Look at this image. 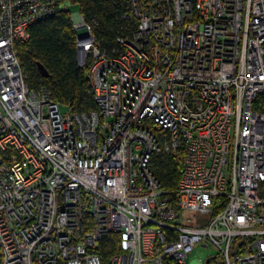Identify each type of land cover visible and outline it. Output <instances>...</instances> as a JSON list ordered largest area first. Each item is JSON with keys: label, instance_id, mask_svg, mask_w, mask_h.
I'll list each match as a JSON object with an SVG mask.
<instances>
[{"label": "built area", "instance_id": "obj_1", "mask_svg": "<svg viewBox=\"0 0 264 264\" xmlns=\"http://www.w3.org/2000/svg\"><path fill=\"white\" fill-rule=\"evenodd\" d=\"M126 3L111 53L71 13L96 100L77 113L16 51L73 3L0 0V264H186L199 243L264 264V0ZM161 150L183 161L172 193Z\"/></svg>", "mask_w": 264, "mask_h": 264}, {"label": "trees", "instance_id": "obj_2", "mask_svg": "<svg viewBox=\"0 0 264 264\" xmlns=\"http://www.w3.org/2000/svg\"><path fill=\"white\" fill-rule=\"evenodd\" d=\"M60 4L70 1L76 4L86 19L95 22L94 32L108 52L121 49L116 40L119 35L131 34L136 20L124 18L128 13L126 0H58ZM71 10L60 9L53 16L42 19L29 28L30 39L16 43V51L22 66L27 71L31 88L46 87L64 108L75 112L96 109V100L91 85V65L82 67L79 62L77 33L73 29ZM157 130V129H156ZM153 172L169 192H174L181 177L182 159L176 160L166 151L155 153L151 159ZM102 253L109 256L117 248L116 238L108 237ZM219 257V256H218ZM212 257L208 264H224ZM166 264H179L167 259Z\"/></svg>", "mask_w": 264, "mask_h": 264}, {"label": "rangeland", "instance_id": "obj_3", "mask_svg": "<svg viewBox=\"0 0 264 264\" xmlns=\"http://www.w3.org/2000/svg\"><path fill=\"white\" fill-rule=\"evenodd\" d=\"M67 8L71 10L73 14L80 11L78 6L75 4L67 5ZM193 214V213H192ZM186 215H191V212L186 211ZM218 257V250L213 246L210 248H205L202 243L196 245V247L189 253L185 263L186 264H203L209 257Z\"/></svg>", "mask_w": 264, "mask_h": 264}]
</instances>
